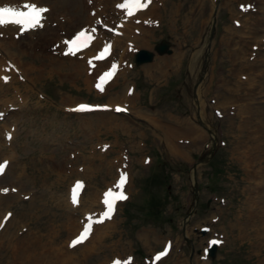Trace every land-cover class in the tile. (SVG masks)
Masks as SVG:
<instances>
[{
    "label": "rangeland",
    "instance_id": "1",
    "mask_svg": "<svg viewBox=\"0 0 264 264\" xmlns=\"http://www.w3.org/2000/svg\"><path fill=\"white\" fill-rule=\"evenodd\" d=\"M102 1L0 0L47 8L45 26L0 34L18 54L0 48V163L7 161L0 172V189H7L0 191V264H109L114 258L122 264H264V0H159L154 16L128 22L132 34L150 17L144 44L128 46L119 30L127 19L120 0ZM94 23L97 42L111 44L113 53L105 60L90 55L87 63L82 59L91 51H84L75 58L78 74L62 53L64 42ZM162 39L170 53L159 55L154 46ZM204 41L205 59L195 62L191 56ZM238 47L235 70L224 53ZM140 49L154 55L137 66ZM51 58L62 63L47 75L41 64ZM160 60L171 61L162 71L146 70ZM116 62L115 81L95 88V78ZM199 62L204 73L197 84ZM248 77L256 80L253 92L245 83L226 100L228 88ZM79 102L95 109L73 111ZM113 102L124 105L122 115L112 112ZM198 118L218 143L210 160L196 166L199 200L182 230L192 165L210 144ZM121 175L125 185L118 188ZM108 190L126 198L113 217L101 219ZM86 227L84 239L72 244ZM213 241L211 260L204 252Z\"/></svg>",
    "mask_w": 264,
    "mask_h": 264
},
{
    "label": "bare ground",
    "instance_id": "2",
    "mask_svg": "<svg viewBox=\"0 0 264 264\" xmlns=\"http://www.w3.org/2000/svg\"><path fill=\"white\" fill-rule=\"evenodd\" d=\"M104 1V0H103ZM101 2L102 4H104V5H106V3H104V2ZM123 1V0H122ZM144 2H145V4H146V6L145 7H141V8H136L135 9V11L134 12H132L131 14H130V16H128L127 17V19H125V20H123L122 22H121V24H120V31H122V37H127L128 38V41H126L125 42V44L128 46V45H130L131 43H135V42H138L140 45H142V44H144V38H145V36L146 35H148V33H150V29H149V27H148V25L150 24L149 23V21H150V17H152V16H154V13H155V11H156V9H158L159 8V0H143ZM115 2H117V1H115ZM119 2V1H118ZM264 2V1H263ZM141 3H142V0H141ZM259 8L260 9H262V14L264 15V3H263V7H261V6H259ZM95 10H98L97 8H95ZM150 15H149V14ZM44 14L45 13H43L42 14V19H41V21H40V23H41V25L42 26H45V24H46V21L44 20ZM260 14H261V12H260ZM129 15V14H128ZM138 16H140V17H146V16H150L149 18H145L146 20H144V21H142V23L141 24H139L138 26H136V30L138 29V32H132V34H129L128 32H127V30H130V26L131 25H129L128 24V22H131L132 20H133V18L134 19H136ZM243 19V21H245L244 20V18H242ZM258 20V19H257ZM257 23V22H256ZM147 24V25H146ZM32 29L33 28H31V29H28V30H26V31H24V32H27V33H29V32H31L32 31ZM89 30V31H88ZM88 30H86V31H88V36H89V38H88V43H87V45H83V46H80V47H75V48H73V50H78L76 53L75 52H73V50H72V52H69V54H67V56H66V58H70L71 60V64H73V65H76V67L75 68H73L74 70H75V72H77L78 74L80 73V69L77 67V63L79 62L78 60H75V58H78V57H85L84 56V53H82V52H84V51H89L88 49H90V51L91 52H86L85 54H87V53H89V56L90 55H94V53H93V50L95 49V48H97V47H99V45H101V44H99V42H97V40L96 39H99V34L101 35V31L99 30L96 34H95V32L94 33H92V37L93 36H95L94 37V39H91L92 37H91V35L89 34L90 33V31H93V29H88ZM132 31V30H131ZM254 31H256V28H255V30ZM0 34L1 35H3V36H5V37H10V34H11V36L12 37H14V34H15V36H19L20 34H23L24 32H20V26L19 25H15V24H12V23H7V24H5V25H3V26H0ZM128 34V35H127ZM117 37V36H116ZM225 37V35L222 37V38H224ZM119 39V38H118ZM117 40V39H116ZM58 41H59V38H58ZM132 41V42H131ZM206 43H207V41H204L203 42V44H202V47L201 48H199V51H197L196 53H194V54H192V59L196 62V61H198V59H201V61H203L204 59H205V56H206ZM11 44H14V42L13 41H8V42H5V41H0V48L2 49V48H4V49H6V53L7 52H9V53H11L12 55V57H16V56H18V54H15L14 52H10V50H9V45H11ZM64 44H65V42H64ZM99 44V45H98ZM104 44V43H103ZM8 48V50H7V48ZM83 48V49H82ZM82 49V50H81ZM63 50H64V48L62 49V52H63ZM59 52H60V50H56L55 51V53L56 54H59ZM123 52H125V48L123 49ZM113 53V47H111V54ZM240 53H242V50H241V47H238V49H229L228 51H227V53H224V54H226V55H228V56H230L231 58H232V62H233V69H235V70H237L238 68H237V64H240L239 62L238 63H236V60H237V57H241V55H239ZM110 54V55H111ZM16 55V56H15ZM55 55V54H54ZM56 56V55H55ZM89 56L87 57V58H84V59H82L83 61H85L86 60V62L88 63L90 60H89ZM199 56V57H198ZM201 56V57H200ZM58 57V56H57ZM173 57H178V55H176L175 54V56H173ZM73 58V59H72ZM257 60V59H256ZM263 60V59H262ZM171 61V60H170ZM170 61H168V63L170 62ZM62 63V61H61V59H59V58H57V59H53V58H51V59H49L48 60V63H46V64H41V69L43 70V71H45V74H47V75H51V74H53V72H56L57 70H58V68L60 67V64ZM168 63H166V60H160V61H157L156 63H154L151 67H147L146 68V70H150V69H160L161 71H162V69H163V67L164 66H167V64ZM247 64H249L250 65V67H253V66H255V64H253V63H249V62H246ZM264 63V62H263ZM195 65H196V69H197V76H198V78H195L196 80H195V82L197 83V82H199V83H197V84H200L201 82H202V80L203 79H201L200 81H199V79H200V76L201 75H203V73H204V71H203V66H204V64H203V62H199V63H195ZM242 66V65H241ZM119 69H120V64L119 65H117L116 64V68H115V74H113V76H112V78L109 80V81H107V82H105V84H104V86H103V90L104 89H106V88H108L114 81H115V79H116V77L118 76V74H119ZM104 71V70H103ZM24 72H25V70L23 71L22 70V73H23V75L24 76H26L27 78H28V72H25V74H24ZM243 72H239L237 75H240V74H242ZM14 76V74H11V77H13ZM203 77V76H202ZM89 78L90 77H86V78H84V81L86 82V84L89 82ZM241 79H243L242 77H241ZM245 80V79H244ZM255 79L252 77H248L247 78V80H246V82L245 81H237V88H228L232 93H231V95H229L228 97H225V98H227L226 100H228V99H232V98H234V97H236L238 94H237V91H238V89L240 88V87H242L245 83L246 84H249V92L250 93H252L253 92V90L255 89L254 88V86H255ZM225 84H226V81H224V83H223V85H222V87L223 86H225ZM221 87V88H222ZM131 93V91H127L126 90V93H124V94H127L126 96L128 97V95ZM196 94V93H195ZM131 96H133V95H130L129 97H131ZM231 96V97H230ZM117 97H113V99H116ZM116 102H113V106L114 105H118L117 103L115 104ZM78 104V103H77ZM228 104H231V103H228ZM73 106L75 105V104H72ZM113 106H112V108H113ZM122 106H124V105H122ZM248 107H249V105H247V103H245L243 106L242 105H240L239 107H238V111H239V113H243L244 112V110L245 109H248ZM126 110V109H125ZM112 112H113V109H112ZM239 113H237V115L239 114ZM121 115H122V112L120 113ZM202 115V114H201ZM200 119L202 120V118L200 117ZM203 121V120H202ZM204 122V121H203ZM214 134H213V132L211 133V136H213ZM122 185H125L124 183L122 184ZM119 204V202L117 201V202H115V204H114V206H117ZM105 205V204H104ZM106 206V205H105ZM114 214H115V212L112 214V216H110V217H113L114 216ZM59 252H60V250H58ZM44 252H46V251H43L42 252V256H41V258H43L44 256H45V253ZM170 252V251H169ZM169 252H168V254H169ZM57 253V252H56ZM57 255L59 256V254L57 253ZM45 259V258H44ZM163 259V258H162ZM161 260V259H160ZM160 262V261H159Z\"/></svg>",
    "mask_w": 264,
    "mask_h": 264
},
{
    "label": "snow or ice",
    "instance_id": "3",
    "mask_svg": "<svg viewBox=\"0 0 264 264\" xmlns=\"http://www.w3.org/2000/svg\"><path fill=\"white\" fill-rule=\"evenodd\" d=\"M146 4L145 3H141L140 0H125L124 3H121L120 5H118V7L121 8H126L128 10V13L131 14L133 9L135 8H141V7H145ZM243 7V6H242ZM24 8L26 9L25 11H21L20 9H18L15 6L9 5L7 3L3 4L2 6H0V26H3L7 23H12L15 25H19L20 26V32H24L28 29L31 28H35L38 26H42L40 21L42 19V14L45 13L47 11L46 7H40L37 6L34 3H27L24 5ZM86 33L84 30H81L80 32H77L76 35L74 37H72V39L70 40H66L65 43L69 46L66 51L67 52H72L73 47L76 46L78 47V42L83 43L84 41H82V37H85ZM108 50V46L106 45L104 48V52H107ZM113 68H115V64H113L112 66ZM111 74V72H106L104 73L101 77H99V80L103 81L107 76H109ZM5 80L8 79V77H4ZM97 87H100V84H97ZM79 109H84L87 107H90L89 105H78L77 106ZM106 107V106H105ZM117 110H119V107L117 108ZM7 164V161L0 163V172H3L5 166ZM125 180V176L121 175L120 177V181L117 183L116 187L120 188L122 187V184ZM77 185H80V182H77ZM0 191H7V189H0ZM105 199H104V204L107 206V210L102 214L101 219H103V217H108L110 216L111 212L113 211V205H114V201L116 199H124L125 194L123 193V191L119 192L116 195H113L112 190H108L105 192ZM73 202L75 203L76 200L75 198L73 199ZM10 215V214H9ZM7 219V216H5V220ZM0 226H2V223H0ZM89 229L86 227L79 236H77L73 241L72 244H75L79 241H81L82 239H84L85 237V232H87ZM167 249H165L166 251ZM164 255V252L161 253H157V258H159L160 256ZM131 259V258H129ZM113 264H120L119 261H113ZM125 264H127V262H125Z\"/></svg>",
    "mask_w": 264,
    "mask_h": 264
},
{
    "label": "water",
    "instance_id": "4",
    "mask_svg": "<svg viewBox=\"0 0 264 264\" xmlns=\"http://www.w3.org/2000/svg\"><path fill=\"white\" fill-rule=\"evenodd\" d=\"M167 46H168L167 43L161 42V43L156 45L155 49L157 50L158 53H163V52H166V51L168 52ZM152 56H153L152 52L141 50L139 53H137V55L135 57V64L136 65H140V64H143V63H146V62H150V61H152V58H153ZM198 123L201 126H203L207 130V132L211 135L212 131L208 127H205L204 123L199 118H198ZM210 138L212 140L210 148H208L207 150L202 152L198 156L197 161L192 166V169H193L192 184H191L192 202H191V206H190L189 210L185 214V218L183 219V228H184V225H185V222H186L187 218L195 210L196 205H197L198 200H199V187H198V182H197L196 176H195L196 166H198L200 164L207 163L210 160V158L213 156L214 151L217 148V146H216V138L212 137V136ZM205 231H206L205 229H202L201 233H204ZM215 250H216V244H213L209 248V256L210 257H214Z\"/></svg>",
    "mask_w": 264,
    "mask_h": 264
},
{
    "label": "trees",
    "instance_id": "5",
    "mask_svg": "<svg viewBox=\"0 0 264 264\" xmlns=\"http://www.w3.org/2000/svg\"><path fill=\"white\" fill-rule=\"evenodd\" d=\"M151 214V213H150Z\"/></svg>",
    "mask_w": 264,
    "mask_h": 264
}]
</instances>
